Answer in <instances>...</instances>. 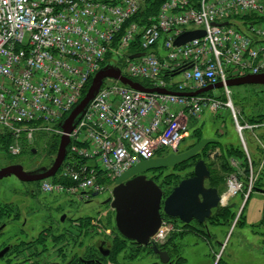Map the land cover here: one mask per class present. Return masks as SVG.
<instances>
[{
	"label": "built area",
	"instance_id": "1",
	"mask_svg": "<svg viewBox=\"0 0 264 264\" xmlns=\"http://www.w3.org/2000/svg\"><path fill=\"white\" fill-rule=\"evenodd\" d=\"M146 2L0 0V127L12 135L13 155L37 132L62 135L58 123L83 98L96 72L108 62L119 66L113 56H119L125 75L148 80L150 87L190 92L223 82L221 95L185 96L106 78L70 133L68 162L57 173L70 183L43 179L44 194L86 200L113 192L116 180L135 164L162 151L177 152L192 120L208 108L214 113L229 108L238 128L250 126L239 122L226 82L264 73V21L243 19L264 16V1L164 0L152 21L142 24L136 17ZM195 29L205 35L175 44L179 35ZM179 73L183 79L173 81ZM231 164L235 170L226 177L224 206L238 193L248 196L258 177L251 165L246 185L239 162L232 158ZM173 230L165 220L151 241L163 243Z\"/></svg>",
	"mask_w": 264,
	"mask_h": 264
},
{
	"label": "rangeland",
	"instance_id": "2",
	"mask_svg": "<svg viewBox=\"0 0 264 264\" xmlns=\"http://www.w3.org/2000/svg\"><path fill=\"white\" fill-rule=\"evenodd\" d=\"M131 49H134V47L132 46ZM112 60L119 62V56H113ZM170 78L169 76L167 77V79ZM172 79L175 82H179L183 79V74L179 73ZM230 88L232 90V102L234 103V107L236 110L240 111V114L238 112L240 123H247L245 119L249 115L264 114V110H259V106L264 105V85L242 84L230 86ZM222 89L223 87L216 88L206 93L211 94L212 92L221 95L223 92ZM224 98L227 99V97ZM254 104L256 106H254ZM260 125L261 124H250V126L243 125V127L239 126L238 128L231 109L225 108L214 113L208 108L205 110L202 117L195 122L193 127L194 130L189 131L186 138L182 141L179 151L183 152L190 149V146L195 144L199 138L205 137L218 138L222 144L217 146L208 145L210 147H206L203 151L199 152L191 161L181 163L175 167L155 169L150 171L148 175L154 178L155 181L165 189L174 184L175 180L178 178L183 179L187 176H192L194 173V166L200 159H204L207 165L210 166V169L215 166L214 163H217V168H219L222 164L221 162L225 159L224 155L229 158L236 157L237 159L238 157V159L242 161L243 158L240 157L242 156L241 154L236 152L231 153L228 151V148L233 147L234 151L243 150L245 138L248 143L251 136H263L264 131L261 130V128L264 127V125ZM239 130L242 132L244 139ZM4 133L5 132L0 127V167L14 163H21L25 168H36L39 166L50 167L53 164L57 155L60 139L57 146L51 147L52 143L48 144L47 141L53 139L52 133L46 134V137L39 138L37 132L35 139L30 143L26 142L21 153L18 155H13L9 150H4V144L1 143ZM37 136L38 138H36ZM258 146L260 147L261 145L258 144ZM163 152L164 151L160 153ZM243 152L245 153V151ZM216 153L218 157L214 158ZM221 153L224 155L220 156ZM255 159L252 157V163L254 164L256 163ZM249 166L251 168L250 162ZM221 172L223 173L222 170ZM254 173L257 174L259 172L254 170ZM223 175L225 176L226 173H223ZM57 176L58 175L55 177ZM209 179L207 181L208 186H210L211 183ZM224 182L222 181L218 187H225L226 182ZM262 182H264V169L262 173ZM34 183L35 182H29L30 185L20 183L15 176H9L0 180V222L5 219L6 213L4 212V208L6 206L10 207L11 205L14 206V208H20L23 217L34 213L29 219L30 222L42 220L44 230L43 242L49 244L48 250H50L44 255V262L45 260H51L60 261V264H66L69 261L66 259V255L65 258L62 255L63 253L68 254V250L66 249L60 254L58 250L59 245L58 247H54L50 242L51 235L62 232L65 226L75 228L74 234H76L79 227L75 226L80 223V220L84 217H92L90 218L92 219L91 225H94L99 233L98 235H96V233H93V235L90 233L87 236H80V242L81 239H83L84 243L75 248L73 252L84 253L87 245L94 243L99 247L102 241L106 240H108L110 248L112 237L108 236L114 233L116 226L115 210L109 203L105 204L104 201L112 197L113 194L111 191L109 192L108 190L98 195H92L86 200H82L74 194L66 193L51 194L52 196L44 195L35 199L30 194V186ZM36 183L39 182L37 181ZM260 184V187L264 188L261 181ZM114 186L115 185H113V189ZM262 198V195L258 194L257 191H252L249 198L244 193H238L233 196L229 202L230 211L234 213V216H231L232 219L230 222L225 223L221 221L220 218L212 215V218L210 217L205 223L206 227L200 226V230L203 228L207 230V233L182 230L183 228L180 229L181 227L178 231H175L176 233L179 232L178 234L171 235V233L169 236H172L170 244V246H172H168L171 260L167 263H163L160 256L157 253L150 252V250L149 252L145 251L141 257L135 259H125L121 256L120 262L125 264H217L222 258L223 264H264V233H262L264 232V224L260 226L264 218V201ZM36 200L39 201L37 202ZM242 208H244V211H242ZM64 214L68 217L67 221L63 224L64 226H59L60 219ZM241 214L242 216H246V222L244 219V223L242 224V220L237 222L236 219L240 217ZM79 217L82 218L77 219ZM108 220L111 221L109 224ZM51 225H53L54 228H51ZM253 225H257V227L253 228ZM104 226L107 229L105 228L104 230ZM50 228L53 230L52 234L48 230ZM88 230L90 231V229ZM11 232L12 231H9L10 234ZM69 236L72 237L71 235ZM61 244H65V241ZM183 258L185 261H182ZM9 263L8 259L0 261V264Z\"/></svg>",
	"mask_w": 264,
	"mask_h": 264
},
{
	"label": "water",
	"instance_id": "3",
	"mask_svg": "<svg viewBox=\"0 0 264 264\" xmlns=\"http://www.w3.org/2000/svg\"><path fill=\"white\" fill-rule=\"evenodd\" d=\"M227 23V21L223 22V24ZM204 35V29L187 30L175 39V44L182 45ZM142 54L139 52L132 55V57L141 56ZM106 78L118 79L130 87L142 91L185 96H193L223 87V82L210 84L190 92L161 87H146L140 81L125 75L120 66L108 62L93 76L83 98L58 123V127L63 130V134L60 137L57 155L53 164L50 167L41 166L28 171L24 169L22 164L0 167V180L15 175L21 181L35 182L56 176L68 155V147L71 143L70 133L87 111ZM226 84L229 86L242 84L264 85V73L229 78ZM217 141L216 138L205 137L186 151L172 152L164 156L144 159L125 171L115 182L113 196L104 201L106 204L109 203L115 210V222L119 232L127 239L136 241L141 245L152 244L154 251L160 255L161 260L164 263L169 262L170 255L168 252L159 249L158 245L151 241V238L163 224V213L170 217H176L184 223H190L193 220L205 223L213 215L214 210L219 207L221 193L217 187L207 185L211 171L204 159L196 162L194 175L182 179L164 199L163 188L154 179L148 178L145 172L175 167L179 163L194 158L207 145ZM214 157H218V154L216 153ZM94 195H98V193H94ZM6 250L0 252V258L6 253ZM109 252H103V254L108 255Z\"/></svg>",
	"mask_w": 264,
	"mask_h": 264
},
{
	"label": "trees",
	"instance_id": "4",
	"mask_svg": "<svg viewBox=\"0 0 264 264\" xmlns=\"http://www.w3.org/2000/svg\"><path fill=\"white\" fill-rule=\"evenodd\" d=\"M163 1L164 0H147L146 4L141 8L139 14L137 15L136 20H139V22L142 23V24L150 23L152 21L151 18L154 17L158 13V10H159L161 4L163 3ZM191 1L195 2V3L198 2V0H191ZM243 19H246V21H253V20H256V19H258L259 21H264V16L260 17V16H257V15L248 14L247 16H244ZM133 45L136 48L139 47L138 46V42H134ZM110 56H111V54H109L107 56V58H110ZM106 62H104V63H106ZM117 64L122 68L121 60H119V62H117ZM134 80L140 81L146 87H150L151 86V84H150V82L148 80H142V79H137V78L136 79L134 78ZM89 85H90V83H89ZM89 85L84 90L83 96L85 95ZM223 99H225V98H223ZM254 106H256V105L254 104ZM259 110L263 111L264 110V105L259 106ZM238 112L240 114V111H238ZM245 121L248 124H261L262 125V124H264V114L249 115L245 119ZM194 125H195V121H193V123H191L190 131L194 130L193 129ZM46 134H48V132L43 131V132H39L38 136H39V138H42V137H46ZM52 134H53V139H50V141H47V142H48V144L52 143L51 147H54L55 145L57 146L58 141L60 139V135L59 134H54V133H52ZM38 136L36 138H38ZM201 139L202 138H199L196 143H198ZM12 141H13V138H12L11 133L5 132L2 135L1 143L4 144V146H3L4 150H7V151L9 150V146H10ZM195 144H192L190 146V148L192 146H194ZM219 144H222L220 140H219L218 143H212V144H209V145L217 146ZM206 147H210V146L207 145ZM233 149H234L233 147H229L228 151H230L231 153L236 152V153H239V154L242 155L240 157L243 158V160H242V164L243 165L242 166H243L244 174H241L240 177L242 179H244L246 185H248V179H249V175H250V166H249V161H248L246 152L245 153L243 152V151H245L244 148H243V150H237V151H234ZM209 153H211V152H209ZM209 153H208V155H209ZM158 155L159 156H164L166 154H165V152H163V153H159ZM223 155L224 154L221 153V156H223ZM224 157H225V159H224ZM224 157H223L224 160L221 162L222 164L220 165L219 168H217V163H214L215 166H213L212 169H210V166H208V168L211 171V177L209 179V182H211L210 186L217 187L222 181L224 182V180H225V182H226V177L228 176V174L235 170L234 167L230 163V159L232 157L229 158L228 156H225V155H224ZM67 160H68V156L66 158V163L68 162ZM84 161L85 160H82V162H84ZM188 161H191V159L187 160V161H184L182 163H186ZM179 164H181V163H179ZM221 170L223 171V173H226L225 176L223 175ZM193 175H194V173H193ZM187 177H185V178H187ZM53 180L55 182H64V183H67V184L70 183V179H68L67 177L61 176L60 173L58 174L57 177L54 176ZM181 180L182 179H179V178L176 179L174 184H172L170 187L165 188V189L163 188V186L160 185L163 188V191H164L163 199L168 194H170V192L173 190V188ZM260 185L261 184H260V176H259L257 181H256V183H255L254 189L261 188ZM246 191H247V188H246ZM250 194H251V192H250ZM250 194H249V196H250ZM249 196H248V198H249ZM163 215H164V219L166 221L171 222L175 226V230L172 231L171 235L178 234L179 232L176 233L175 231H178V229L180 227H181L180 229L183 228L182 230H191V231H196V232H199V233H201V232L202 233H204V232L207 233V230H205L203 228H202V230H200L201 229L200 226L206 227L205 223L210 218H208L205 223H200L197 220H193L190 223H184L183 221H181L180 219H178L176 217H170V216H168V215H166L164 213H163ZM213 215L216 216L217 218H220L221 221H224L226 223V222H230L231 221V219H232L231 216H234V213H232L230 211V206H225V207L217 208L214 211ZM241 216H242V214H241ZM241 216L238 218V221L241 220L240 219ZM80 218H82V217H79L77 219H80ZM90 218H92V217H89V218L88 217H84V218H82L80 220L81 222L78 221L80 223L76 224V226H75V227H79L77 229L78 232L76 234H74L75 233V228L71 227L70 231H69V228H66L62 232L54 233V235H51V239H50L51 241L50 242H51V244L54 247H58V245H59L58 250L60 251V254H62V251L66 250V249L68 250V254H65V253L62 254L64 258L67 256L66 259L69 260L66 264H125L123 262H120V257L121 256L123 258H125V259H127V258L135 259V258L141 257L144 254L145 251L149 252V250H150V252L155 253L154 250H153L154 248L152 246H150V245H141V244H139L136 241L127 239L125 236H123L119 232V230L117 229L116 226H115V229H114V233L111 236H108V237H112V239L110 241L111 242L110 243V249H109L110 252H109L108 256H104L100 252L99 248L94 243H92L90 245H87L86 246V250H85L84 253H78L76 251L73 252V250L75 248L79 247V245L84 243L83 239H81V242H80V240H79L80 236H84V235L87 236L90 233L92 235H93V233H96V235H98L99 232H97V230H96L97 228L94 225H91L92 219H90ZM110 222L111 221L108 220V224ZM115 224H116V222H115ZM241 224H242V221H241ZM262 224H264V218H263V221H261L260 226H262ZM254 227L256 228L257 225H253V228ZM105 228L106 227L104 226V230H105ZM88 229H90V231L91 230H93V231L90 232ZM48 230L52 234L53 230H51V228L48 229ZM255 231H256V229H255ZM262 233H264V232H262ZM69 235H71L72 237H70ZM63 241H65V244H61ZM106 241H108V240H106ZM171 241H172V236H169L164 243L157 244V245L159 247H161V248L168 249V246H170ZM107 243H109V242H107ZM48 245L49 244L46 243V242L43 244L44 255L46 254V252L50 251V250H48L49 249ZM43 259H44V257H43ZM182 261H185V259L183 258ZM43 263L44 264H50V261L49 260L48 261L45 260V262H44V260H43ZM217 264H223L222 258L218 261Z\"/></svg>",
	"mask_w": 264,
	"mask_h": 264
},
{
	"label": "flooded vegetation",
	"instance_id": "5",
	"mask_svg": "<svg viewBox=\"0 0 264 264\" xmlns=\"http://www.w3.org/2000/svg\"><path fill=\"white\" fill-rule=\"evenodd\" d=\"M156 157H159V155H156L153 158H156ZM14 164H21V163H14ZM23 167L25 170L28 171V170H35L41 166L36 167V168H25V166L23 165ZM150 171L152 170L146 171L145 174L147 175L148 178L154 179L148 175ZM12 176H15V175H12ZM18 180L20 181V183H23L26 185L29 184V182L21 181L19 178ZM36 182L37 181H35V183L32 184V186H30L31 187L30 194L32 197L37 199L44 195L52 196L51 194H44L41 191V188H40L41 180L38 181L39 183H36ZM36 201L38 202L39 200H36ZM4 212L6 213L5 219L2 220V222H0V252L5 249L7 250H6V253L0 258V261H2L3 259H8L10 262L9 264H44L43 263L44 230H43L42 220H39L37 222L36 221L30 222L29 219L33 216L34 213L32 215H28V216L25 215L23 217L22 211L20 210V208L18 207L14 208V206L12 205L10 207L6 206L4 208ZM67 218H68L67 215L64 214L60 219L59 226L65 224V222L67 221ZM67 227L69 228V231H70L71 226H65V229ZM51 228H54L53 225H51ZM9 231H12L11 234L9 233ZM107 242L108 241H102V244H101L102 246L100 245L98 247L102 254L103 252L110 251L109 244ZM150 246L154 248L153 245H150ZM159 249L166 250L165 248H161V247H159ZM166 251L170 255L169 250L167 249ZM104 256H108V255H104ZM50 264H60V261L50 260Z\"/></svg>",
	"mask_w": 264,
	"mask_h": 264
},
{
	"label": "crops",
	"instance_id": "6",
	"mask_svg": "<svg viewBox=\"0 0 264 264\" xmlns=\"http://www.w3.org/2000/svg\"><path fill=\"white\" fill-rule=\"evenodd\" d=\"M216 95H220V94H216ZM193 121H195V122H197L198 121V119L197 120H192V123H193ZM246 122V121H245ZM262 125H264V124H262ZM261 126V125H260ZM261 130H263L264 131V127H262L261 128ZM213 138H215V137H213ZM216 139H218V138H216ZM219 142V139H218V141L217 142H215V143H218ZM212 144V143H211ZM258 144L259 145H261L260 147H262V148H260L259 146H258ZM244 149H245V152H246V155H247V157H248V159H249V162H251V165H252V169H253V171L254 170H256L257 172H259V173H257V175H258V177H259V175H260V181H261V183H262V185H264V182H262V173H263V169H264V135L263 136H261L260 135V137H259V135H256V136H251L250 137V141L247 143V141H246V138H245V144H244ZM202 151V150H201ZM212 153V152H211ZM221 156V155H220ZM252 157H254V159L256 160V163L254 164V163H252L253 162V160H252ZM215 158V157H214ZM232 158H234V159H236L235 157H232ZM231 158V159H232ZM231 159H230V163H231ZM238 162H239V164H240V168H241V170H242V173L241 174H244V170H243V164H242V161L240 160V159H236ZM254 164V165H253ZM232 165V164H231ZM253 166H254V168H253ZM234 167V166H233ZM235 169V168H234ZM240 174V175H241ZM258 177H257V179H258ZM243 181H244V179H243ZM257 181V180H256ZM224 185V184H223ZM225 187H226V185H225ZM225 187H218L217 186V188L219 189V192L222 194L223 192H224V190H225ZM253 191H257V193L258 194H261L262 195V199H263V201H264V188H259V189H253ZM251 193H252V191H251ZM249 196V195H248ZM250 196H251V194H250ZM249 196V197H250ZM231 200V199H230ZM230 202V201H229ZM222 204H220L219 206L220 207H225V206H229L230 204L228 203L227 205H222ZM219 208V207H218ZM217 209V208H216ZM215 211V210H214ZM242 211H244V208H242ZM244 216V217H243ZM243 216H241V220H242V223H244V221L246 222V216L245 215H243ZM239 218V217H238ZM238 218H236L237 219V222H238ZM245 219V220H244ZM240 220V219H239ZM244 220V221H243ZM150 245H152V244H150ZM170 261V260H169ZM163 262V261H162ZM164 263V262H163Z\"/></svg>",
	"mask_w": 264,
	"mask_h": 264
}]
</instances>
